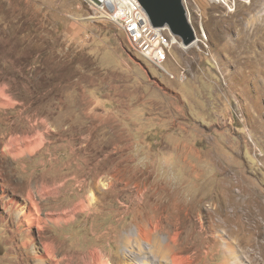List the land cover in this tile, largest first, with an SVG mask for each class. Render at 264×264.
<instances>
[{
	"label": "rangeland",
	"instance_id": "374dc122",
	"mask_svg": "<svg viewBox=\"0 0 264 264\" xmlns=\"http://www.w3.org/2000/svg\"><path fill=\"white\" fill-rule=\"evenodd\" d=\"M183 3L199 42L170 78L81 0H0V264L50 239L168 264L129 235L155 226L183 264H264V0Z\"/></svg>",
	"mask_w": 264,
	"mask_h": 264
},
{
	"label": "built area",
	"instance_id": "2783aa9c",
	"mask_svg": "<svg viewBox=\"0 0 264 264\" xmlns=\"http://www.w3.org/2000/svg\"><path fill=\"white\" fill-rule=\"evenodd\" d=\"M93 9L101 19L111 22L118 29L130 31L133 50L144 61L162 70L170 78L166 64L173 57L176 47H183L179 37H172L167 27H154L138 0H81ZM189 18V17H188Z\"/></svg>",
	"mask_w": 264,
	"mask_h": 264
},
{
	"label": "bare ground",
	"instance_id": "6f19581e",
	"mask_svg": "<svg viewBox=\"0 0 264 264\" xmlns=\"http://www.w3.org/2000/svg\"><path fill=\"white\" fill-rule=\"evenodd\" d=\"M220 1H224L225 2V0H220ZM121 30L128 36L129 41L131 42V44L133 46V42L131 41V37H130V31L127 30V29H121ZM172 37H178V36H175L174 34H172ZM197 42H199V40H196L195 43L193 44V46ZM27 209H29V216L24 217L23 220H22V223L25 226L29 227V228H31L33 226V224H36V226L39 229H41L42 228V224L40 223L39 219L37 218V215L34 214V212H36V210H37V204L32 199L29 201ZM23 214H24V212L22 213V215ZM62 216H64V215H61L59 218L55 217V218H50V219L53 222H55V223H59V221H62L64 219H68L70 217L68 215H65L64 217H62ZM155 227H157V226H155ZM155 227L154 228L152 227L148 231H145V229L141 230V228H140V230H138V231H132V233L129 234V235H131L130 237H133L134 239H141L143 241H147V242H151V243L153 242L154 243V246H153L154 247V251L157 254H166L168 257H170L171 260H170V262L168 264H183V263H181L182 262L181 259L177 256L178 251L180 250V248L178 246V240H177L178 237H177V235L171 236L170 238H162L156 232V228ZM28 238H30V237L27 236V239ZM28 243H30V242H27L24 246H26ZM61 246L62 245H60V247ZM57 250H58L57 241L53 240V239L52 240L51 239L48 240L45 243V245H44V252H45L46 260H41L40 258H36L37 261H38V264H44V261H49V262H51L50 264H62V262H64V261L62 259H58L57 256H56ZM127 251H124V254L127 255L129 253V254L132 255V253H130V252L127 253ZM66 253L68 254V252H66ZM66 253H64V254H66ZM60 254H61V252H60ZM134 258L137 259V261H138L137 263L138 264H150L151 263V262H149V258H147L146 256L145 257L144 256L138 257V254H136ZM95 262H96V264H107V261L103 260L101 255L97 256ZM152 263L153 264H163L159 260V258H154ZM66 264H72V262H67ZM184 264H191L190 259H188V261L185 262Z\"/></svg>",
	"mask_w": 264,
	"mask_h": 264
},
{
	"label": "water",
	"instance_id": "95a60500",
	"mask_svg": "<svg viewBox=\"0 0 264 264\" xmlns=\"http://www.w3.org/2000/svg\"><path fill=\"white\" fill-rule=\"evenodd\" d=\"M154 27H167L185 47L197 40L183 0H138ZM101 4V0H95Z\"/></svg>",
	"mask_w": 264,
	"mask_h": 264
}]
</instances>
